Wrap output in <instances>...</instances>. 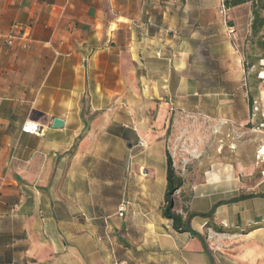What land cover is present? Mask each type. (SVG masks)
<instances>
[{
	"label": "crops",
	"instance_id": "obj_1",
	"mask_svg": "<svg viewBox=\"0 0 264 264\" xmlns=\"http://www.w3.org/2000/svg\"><path fill=\"white\" fill-rule=\"evenodd\" d=\"M222 4L0 0V264H219L208 239L224 232L211 230V220L247 238L260 257L264 179L253 193L218 198L208 211L192 207L193 233L178 232L162 215L168 152L152 147L160 170L149 187H161L160 195L139 194L138 163L129 162L148 133L139 122L145 113L128 122L129 60L139 66L137 103L184 101L193 47L213 37ZM226 50L215 51L221 61ZM219 67L225 89L243 87L239 59ZM260 78L264 85V72ZM261 100L264 108V94ZM27 121L41 133H23Z\"/></svg>",
	"mask_w": 264,
	"mask_h": 264
},
{
	"label": "rangeland",
	"instance_id": "obj_2",
	"mask_svg": "<svg viewBox=\"0 0 264 264\" xmlns=\"http://www.w3.org/2000/svg\"><path fill=\"white\" fill-rule=\"evenodd\" d=\"M219 17L220 26L211 32L213 37L196 40L195 56L187 73L189 84L182 102L174 98L168 99L165 105H162L163 99L160 104L137 103L139 89L142 90L139 66L129 60L128 122H138L134 115L139 111L146 116L139 122L148 127V133L139 137L138 152H129V162L138 163L134 172L139 176V194L151 190L159 195L164 192L161 187L155 190L149 187L160 170L158 155L152 150L158 142L162 145V154L167 151L171 155L175 173L183 181V186L173 193V199L174 211L184 217L192 207L208 211L218 198L253 193L264 179V129H258L264 113L261 100L264 85L260 80L264 59L252 63L248 57L252 47L257 56L264 57V51L257 47L264 30L257 37L252 36L251 3L230 10L223 9L222 4ZM212 44L216 49L210 47ZM226 48L229 56L221 61L215 51L226 54ZM235 59L241 61L245 74L243 87L233 91L223 87L221 75L225 73H221L219 66L224 65L226 70ZM148 85L155 86L151 82ZM172 95L178 93L171 92ZM251 97L252 105L249 104ZM160 106L164 107L166 118L158 122ZM165 169L166 160L162 165V170ZM209 173H218L219 180L209 179ZM140 203L146 204L139 200ZM207 226L211 230L219 228L212 220ZM230 229L208 239L218 263L253 264L251 259L255 258L254 264H264V252L261 250L258 258V253L249 250L247 238L235 235Z\"/></svg>",
	"mask_w": 264,
	"mask_h": 264
},
{
	"label": "trees",
	"instance_id": "obj_3",
	"mask_svg": "<svg viewBox=\"0 0 264 264\" xmlns=\"http://www.w3.org/2000/svg\"><path fill=\"white\" fill-rule=\"evenodd\" d=\"M248 3L252 4V12H253L252 36L257 37L264 30V0H223V5L228 10L243 6ZM263 38L264 37H261L257 41V47L260 49V51H264ZM248 57L252 60V63L254 61H259L264 59L262 55L259 57L254 53L253 47L251 53L248 54ZM250 102L252 105L253 104L252 97L250 99ZM182 186H183V181L180 177L176 175L175 169L173 167L172 157L169 153H167V187H166V195H165L166 205L162 210V215L164 218L172 222L173 228L176 231L193 233V230L191 228V221L193 218L197 216L196 213H193L190 210L187 211L186 216L184 217V215L174 211L173 193ZM244 198H245L244 196H241L237 200H243ZM212 216L213 213L211 212L210 214H208L207 217H212ZM217 230H219V232L221 233L225 231L228 232V229L218 228ZM232 232H234L233 229Z\"/></svg>",
	"mask_w": 264,
	"mask_h": 264
},
{
	"label": "built area",
	"instance_id": "obj_4",
	"mask_svg": "<svg viewBox=\"0 0 264 264\" xmlns=\"http://www.w3.org/2000/svg\"><path fill=\"white\" fill-rule=\"evenodd\" d=\"M224 5H223V9H224ZM223 11V10H222ZM14 39H15V36L12 35L11 37H9L8 41H7V44L9 46H13V43H14ZM22 132L23 133H26V134H39L41 133V130H40V126L32 121H27L23 128H22ZM127 211V204L126 203H123L121 206H120V209H119V215L120 216H123L125 214V212Z\"/></svg>",
	"mask_w": 264,
	"mask_h": 264
},
{
	"label": "water",
	"instance_id": "obj_5",
	"mask_svg": "<svg viewBox=\"0 0 264 264\" xmlns=\"http://www.w3.org/2000/svg\"><path fill=\"white\" fill-rule=\"evenodd\" d=\"M62 124H63V123H62L61 121L56 120L55 123H54V126H55V127H59V126H62Z\"/></svg>",
	"mask_w": 264,
	"mask_h": 264
},
{
	"label": "bare ground",
	"instance_id": "obj_6",
	"mask_svg": "<svg viewBox=\"0 0 264 264\" xmlns=\"http://www.w3.org/2000/svg\"><path fill=\"white\" fill-rule=\"evenodd\" d=\"M210 179H211V180H217L218 177H216V176H215V173H214V174H211V175H210Z\"/></svg>",
	"mask_w": 264,
	"mask_h": 264
}]
</instances>
